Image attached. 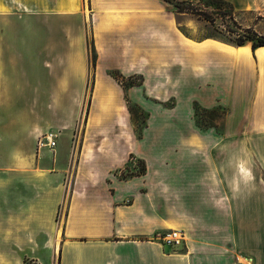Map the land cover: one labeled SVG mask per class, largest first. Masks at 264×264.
I'll list each match as a JSON object with an SVG mask.
<instances>
[{"label":"rangeland","instance_id":"obj_1","mask_svg":"<svg viewBox=\"0 0 264 264\" xmlns=\"http://www.w3.org/2000/svg\"><path fill=\"white\" fill-rule=\"evenodd\" d=\"M55 2L36 11L0 0V264H61L62 250L91 245L66 233L72 174L84 153L85 168H113L108 183L129 189L89 194L146 211L138 246L162 252V264H264V123L200 106L202 81L188 74L183 47L148 46L143 64L132 48L96 41L87 4L82 14L61 15ZM190 2L214 24L168 3L185 38L264 35V0L256 12H236L224 0ZM88 39L97 42L95 66ZM50 135L57 146L40 148ZM62 179L67 191L57 208ZM173 232L185 235L183 246L165 245Z\"/></svg>","mask_w":264,"mask_h":264},{"label":"crops","instance_id":"obj_2","mask_svg":"<svg viewBox=\"0 0 264 264\" xmlns=\"http://www.w3.org/2000/svg\"><path fill=\"white\" fill-rule=\"evenodd\" d=\"M18 1L24 3L26 9L36 11L51 6V0ZM55 1L54 9L61 15L82 14L87 4L91 9L96 41L98 39L102 47L117 46L130 51L132 48L138 59L143 60V64L146 63L148 46L170 48L171 51L176 49V53L179 46L183 47L186 51L188 74L192 73L193 79L202 81V88L199 86L200 92L194 98L200 106L207 110L216 107L225 110L228 108L232 112L230 121L242 115V123H264V47L254 51L251 44L238 47L214 38L202 40L185 38L177 21V16L181 13L174 14L169 11L168 3L162 0ZM224 1L230 3L236 12H256L259 2V0ZM95 45L97 46V42ZM227 47L233 48V51ZM127 52L129 60L131 54ZM119 70L123 68L120 67ZM84 154L80 156L76 170L72 174L73 193L68 216V222L72 226L66 228V233L91 240V245L62 250L61 264H162V252L138 246L144 241L142 236L146 234V211L136 212L132 210L134 206H121L122 198L115 197L112 201L97 200L89 194L92 192L95 195L96 192H100L104 195L107 186L111 185L118 188L117 195L121 197L123 192L129 191L128 183L117 179L113 183H108V177L114 176L112 174L114 169L101 174L95 168L96 162L92 163V167L85 168L83 162L88 159ZM46 170L51 174L52 170L44 169V172ZM56 175L65 177L61 172ZM50 180L49 176L43 177V184L40 186L42 190L38 191L42 193L43 198L50 195ZM64 181L62 179V184L56 189L57 208L65 199L67 187ZM83 194L86 197H83ZM80 203L89 210L88 213L83 214L77 208ZM105 205L109 210L106 211ZM96 208L99 210H95ZM11 220L15 224L19 221L13 214ZM124 225L130 227L128 232L123 233L121 230ZM167 257L171 258L168 255Z\"/></svg>","mask_w":264,"mask_h":264},{"label":"trees","instance_id":"obj_3","mask_svg":"<svg viewBox=\"0 0 264 264\" xmlns=\"http://www.w3.org/2000/svg\"><path fill=\"white\" fill-rule=\"evenodd\" d=\"M165 3L169 4H175V8L178 10L179 13L181 14H192L195 15L201 19H203L206 22H209L211 24H214V20L211 17L210 14L204 13V12H197L196 9H194L192 3L190 1H177V0H162ZM192 1V0H191ZM223 43L242 47L247 44H251L252 49L255 51L257 48L264 47V36L258 35L254 31L248 30L247 36L245 35L244 37L239 36L236 41H225V40H220ZM88 42V49L91 54V59H92V65L95 66L96 60H97V52L95 49L94 45V40H87ZM222 109V108H221ZM197 110V109H196ZM225 110V109H222Z\"/></svg>","mask_w":264,"mask_h":264},{"label":"built area","instance_id":"obj_4","mask_svg":"<svg viewBox=\"0 0 264 264\" xmlns=\"http://www.w3.org/2000/svg\"><path fill=\"white\" fill-rule=\"evenodd\" d=\"M56 146L57 143L53 135L46 136L39 142L40 148L54 149ZM163 241L165 245L177 248L183 246L186 239H185V235L182 232H173L165 236Z\"/></svg>","mask_w":264,"mask_h":264},{"label":"bare ground","instance_id":"obj_5","mask_svg":"<svg viewBox=\"0 0 264 264\" xmlns=\"http://www.w3.org/2000/svg\"><path fill=\"white\" fill-rule=\"evenodd\" d=\"M228 49H230V51H233V48H229V47H227Z\"/></svg>","mask_w":264,"mask_h":264}]
</instances>
